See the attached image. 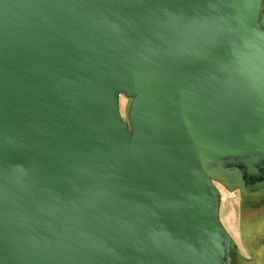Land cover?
<instances>
[{
	"label": "water",
	"instance_id": "water-1",
	"mask_svg": "<svg viewBox=\"0 0 264 264\" xmlns=\"http://www.w3.org/2000/svg\"><path fill=\"white\" fill-rule=\"evenodd\" d=\"M220 187L264 203V0H0V264H236Z\"/></svg>",
	"mask_w": 264,
	"mask_h": 264
},
{
	"label": "rangeland",
	"instance_id": "rangeland-1",
	"mask_svg": "<svg viewBox=\"0 0 264 264\" xmlns=\"http://www.w3.org/2000/svg\"><path fill=\"white\" fill-rule=\"evenodd\" d=\"M130 98L121 96L120 106L124 117H126L127 108ZM228 193V192H227ZM222 194L221 192V206L220 218L226 228L234 237L238 251L243 256L248 258L246 264H264V213L261 216V223L254 233L248 234L245 243L240 235L239 221V200L240 194L238 190H232V194ZM264 210V206L262 207Z\"/></svg>",
	"mask_w": 264,
	"mask_h": 264
},
{
	"label": "flooded vegetation",
	"instance_id": "flooded-vegetation-1",
	"mask_svg": "<svg viewBox=\"0 0 264 264\" xmlns=\"http://www.w3.org/2000/svg\"><path fill=\"white\" fill-rule=\"evenodd\" d=\"M264 203L259 205H246L240 212V221H239V228H240V235L242 236L243 241L247 242V235L254 233V231L259 227L261 223V216L264 213L262 207ZM248 258L245 256L243 257L240 251H237L236 254V264H246Z\"/></svg>",
	"mask_w": 264,
	"mask_h": 264
},
{
	"label": "bare ground",
	"instance_id": "bare-ground-1",
	"mask_svg": "<svg viewBox=\"0 0 264 264\" xmlns=\"http://www.w3.org/2000/svg\"><path fill=\"white\" fill-rule=\"evenodd\" d=\"M220 188H221V192H222L223 195L226 194L227 192L229 193V195L232 194V190H227V189L224 188V187H220ZM228 193H227V194H228Z\"/></svg>",
	"mask_w": 264,
	"mask_h": 264
}]
</instances>
